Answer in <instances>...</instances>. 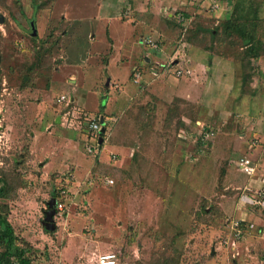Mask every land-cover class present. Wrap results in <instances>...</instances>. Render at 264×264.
Here are the masks:
<instances>
[{
    "label": "rangeland",
    "instance_id": "374dc122",
    "mask_svg": "<svg viewBox=\"0 0 264 264\" xmlns=\"http://www.w3.org/2000/svg\"><path fill=\"white\" fill-rule=\"evenodd\" d=\"M229 6H242L232 33L213 13ZM166 10L194 20L179 24ZM215 28L239 59L227 115L211 105L227 98L224 87L211 104L198 100L204 68L191 70V102L161 93L155 72L179 83L187 67L172 70L171 58H182L184 43L208 65L210 53L192 44L208 48ZM260 42L264 0H0L2 203L33 263L99 264L114 254L117 264H264V212L241 197L246 188L264 195V59L254 68L250 46ZM99 116L112 119L105 158L84 149L85 120ZM62 190L66 211L50 232L48 203ZM242 218L255 227L234 252L221 243Z\"/></svg>",
    "mask_w": 264,
    "mask_h": 264
},
{
    "label": "crops",
    "instance_id": "0c3cea01",
    "mask_svg": "<svg viewBox=\"0 0 264 264\" xmlns=\"http://www.w3.org/2000/svg\"><path fill=\"white\" fill-rule=\"evenodd\" d=\"M221 3H227V1L226 2H221L220 1V4ZM232 10L233 9L230 6L225 11H217V9L216 10L213 9V11H214L213 13L218 14L217 15L218 17H216L217 18V22H216V26L217 27L220 26L221 23L225 22L227 19L230 18L231 14H232ZM213 18H215V17H213ZM193 20H194V18L192 17L191 18V22ZM221 28L223 29L222 26H221ZM225 30L224 31L223 30L218 31L216 29V30L213 31V33L210 32V40H211L210 42L211 43L209 45H207L208 48L202 47V46L197 45V44H192V46H195L196 48H200L202 50L204 49L207 54L210 53L211 59L209 60V62H208L209 64L208 65H205L204 64V67H202L201 64H198L196 61L194 62V61L191 60V58L189 56V52H191V50H189L191 48V43H184L183 44L184 47H183V50L182 51H183L184 55L182 56V58L184 60H182V58L179 59L176 56V54L171 58V62L172 61L174 62L173 63L174 65L172 67V70L173 69L174 70L175 69H180L179 68L180 65H185L187 67L184 70L180 69L182 71V73H183V76H182L183 79L182 80H179L180 81L179 83L173 84V83L170 82L171 84H173L174 86H176L175 87L176 88L175 89L176 91L171 90V88H173V85H170L169 86L170 83H169V81H166V78L163 77L164 76V73L161 70L160 71L159 70L158 71H155L156 72V75L158 76L157 78H160V77L162 78L158 82V84H160V86H162V89L164 91V92H161V93H165L167 97H169L170 95H172V93H174V94H177L178 97L180 96L182 98H185L184 100H187V101L189 100V102H191V86L194 87V85H195L194 83H191V70H193L196 73V72H200V70L202 68H204L205 69V75H204L205 77H204V81L202 82L203 83V85H202V91H200V95H202V97H199V99H198L199 102L203 101L204 103H208V104L210 102H212L213 96H216L215 88L217 87L216 85L218 84L220 87H224V89L227 91V92H225L226 93L225 96H227V98L222 97V99L220 100L221 103L218 100H215L214 103H212V104L210 103V104L213 105V107L215 105H217V104H221L222 107L224 108L221 111L222 114H225V115L231 114V111H233V110L232 109H228V105H230L231 102L234 103L232 101V99L235 101V99H234L235 96L233 97V95H234L235 92H233V91L236 90L237 85L239 84L237 82V72H238V69H239V65H238L239 64V59L236 58L235 56H233L232 54H230V52L227 51V48L224 47V46H228V44H226V39H224V36L226 37L225 33L227 32V31L225 32ZM223 32H225L224 33V36H222V33ZM219 33H221V34H219ZM228 33H229V31H228ZM228 33H227V36L229 35ZM245 42H247V44H249L248 43L249 41H245ZM250 44H251L250 46L252 48L251 49V52L254 53L253 54V58L251 59V61L253 62V67L256 68L254 63H258V60H255L254 61V59H261L259 63L260 64H263L262 62H263V59H264V42H260V44L258 43L256 47H254L252 43H250ZM220 46H221V48H220ZM248 47H249V45H248ZM178 54H179V51H178ZM247 58H249V57H247ZM163 68H165V67H163ZM180 70H178V71H180ZM260 70H262L264 72V65H263V67H260ZM164 72H165V74L168 73L167 71H164ZM254 72H256V70H254ZM256 77H258V76H256L255 74H253V77H252V81L253 82H254V78H256ZM258 78H260V77H258ZM252 81L249 82V83L253 87H255L257 89V87L254 86V83ZM245 83H247L246 80H245ZM240 84L241 85L244 84L243 79L240 80ZM155 86L157 87L156 84H155ZM206 90H209V95L208 96H206L205 94H203V92H205ZM166 92L170 93V95L168 93H166ZM159 97H164V96L161 95ZM71 101H72V99H71ZM193 102H195V101H193ZM196 102L198 103V101H196ZM234 106H236V103H235ZM99 117H101L103 119L104 126L106 125V128L109 129L108 128V123L109 122H112L111 121L112 119H110L108 117H104V116H99ZM63 120L65 121V123L67 122L66 118L63 117L62 119L58 118L56 120V123H61V121H62V124L65 126V123L63 122ZM75 127L76 126H74V129L75 130L77 129V132H78V128H75ZM68 128H70V126ZM71 128L73 129L72 126H71ZM106 143H107V141L106 140H103V145H102V148H101V153L99 155L100 157L104 153H106L108 150L109 151L114 150V149H111V147H112L111 145H106ZM42 145H45V143L41 144L40 146H42ZM45 147H46V145H45ZM132 148L133 147H131L129 150H134ZM0 150H1V154H3V150L1 148H0ZM113 156H115V159L112 158ZM103 157L104 156H102V158ZM95 158H97V157H95ZM110 160L111 161H116L117 160V155L114 154V153H112L110 155ZM53 163H54V160H53ZM1 164H3V163H1ZM49 165L47 163L45 165V167L47 168V167H49ZM251 178H252L251 179L252 182L255 183L256 180L253 177H251ZM239 204L241 205V203H239ZM48 208H49V203H48ZM48 211H49V209L46 211V217H47V212ZM243 215H245V214H243Z\"/></svg>",
    "mask_w": 264,
    "mask_h": 264
},
{
    "label": "built area",
    "instance_id": "2783aa9c",
    "mask_svg": "<svg viewBox=\"0 0 264 264\" xmlns=\"http://www.w3.org/2000/svg\"><path fill=\"white\" fill-rule=\"evenodd\" d=\"M155 46V45H154ZM179 75H181V72H178ZM66 100L65 96H61L59 99V102H64ZM71 102V101H70ZM101 117H91L87 118L84 123V130L87 134V140L85 141L84 149L85 152L94 157H98L101 153V148L103 145V142L100 143V140L103 139L101 137L102 130L106 129V125H102L101 123ZM214 133L209 132L205 133L203 136V140L206 141L208 138L213 137ZM115 159V156L112 157ZM239 167L250 177H253L256 175V166L253 164V162L249 159H244L239 163ZM264 180H262L263 182ZM107 184H113L114 181L111 179H107ZM245 191H248V193H243L241 195L243 201L246 202L248 208L252 209H259L264 212V195L262 193H252V190L246 188ZM67 191L62 190L59 194V197L61 198H55L56 204H55V216L58 217L59 215L62 216L64 212L66 211V205L63 202V199L67 195ZM255 224H250L245 219H237L232 220L229 225V231H230V237L228 239H225L222 241L221 245L223 247H228L231 251L236 252L239 249L240 241L243 239L246 229L254 228ZM113 255V259H105L106 256ZM102 256L100 258L99 264H117V257L114 254H109Z\"/></svg>",
    "mask_w": 264,
    "mask_h": 264
},
{
    "label": "trees",
    "instance_id": "16d2710c",
    "mask_svg": "<svg viewBox=\"0 0 264 264\" xmlns=\"http://www.w3.org/2000/svg\"><path fill=\"white\" fill-rule=\"evenodd\" d=\"M221 2H226L229 0H219ZM242 6H235L232 10V14L229 19H227L223 24L224 28H228L229 33H232L236 29L235 22L241 19V11L239 9ZM244 8V7H243ZM241 10V9H240ZM167 16H172L178 18L179 24H184V21L191 20L192 16L185 13H171L165 11ZM104 107V106H103ZM98 118V117H97ZM107 128L102 130L101 137L106 140L105 136L108 133ZM212 132V131H211ZM133 144V143H132ZM4 179L0 176V247L2 252L0 253V264H34L31 258V248L25 242L20 243V239L16 234L15 228L9 220L10 210L3 206L2 199L4 198ZM55 209V206L53 207ZM118 259V258H117Z\"/></svg>",
    "mask_w": 264,
    "mask_h": 264
},
{
    "label": "water",
    "instance_id": "95a60500",
    "mask_svg": "<svg viewBox=\"0 0 264 264\" xmlns=\"http://www.w3.org/2000/svg\"><path fill=\"white\" fill-rule=\"evenodd\" d=\"M34 36L37 35L36 33V30L34 29ZM147 61H149V59H147ZM59 122V121H58ZM101 123L102 125H104V121L103 119H101ZM103 142V139L100 140V143ZM56 204V201L55 199H52L50 202H49V211L47 212V217H46V221L44 222L45 224V229L47 231H54L55 228H56V225L54 223V216H55V211L53 209V207L55 206ZM212 254H215V250L212 252Z\"/></svg>",
    "mask_w": 264,
    "mask_h": 264
},
{
    "label": "bare ground",
    "instance_id": "6f19581e",
    "mask_svg": "<svg viewBox=\"0 0 264 264\" xmlns=\"http://www.w3.org/2000/svg\"><path fill=\"white\" fill-rule=\"evenodd\" d=\"M105 259H113V255L106 256Z\"/></svg>",
    "mask_w": 264,
    "mask_h": 264
}]
</instances>
